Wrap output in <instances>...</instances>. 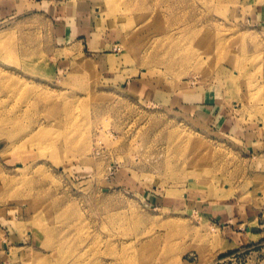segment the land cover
<instances>
[{
	"label": "rangeland",
	"instance_id": "rangeland-1",
	"mask_svg": "<svg viewBox=\"0 0 264 264\" xmlns=\"http://www.w3.org/2000/svg\"><path fill=\"white\" fill-rule=\"evenodd\" d=\"M168 1L0 0V264H264V0Z\"/></svg>",
	"mask_w": 264,
	"mask_h": 264
},
{
	"label": "crops",
	"instance_id": "crops-1",
	"mask_svg": "<svg viewBox=\"0 0 264 264\" xmlns=\"http://www.w3.org/2000/svg\"><path fill=\"white\" fill-rule=\"evenodd\" d=\"M76 34H79L77 27L64 28L62 39L70 40ZM210 205L208 209L212 211L214 220L217 221L220 239L225 244L226 251L236 249L241 251L248 244L253 246L255 239L261 237L260 224L249 212H243L241 208L235 206Z\"/></svg>",
	"mask_w": 264,
	"mask_h": 264
},
{
	"label": "bare ground",
	"instance_id": "bare-ground-1",
	"mask_svg": "<svg viewBox=\"0 0 264 264\" xmlns=\"http://www.w3.org/2000/svg\"><path fill=\"white\" fill-rule=\"evenodd\" d=\"M180 2L179 0H175V2ZM175 2H174V0L173 1H168L167 2V6H168V8H170V7H172V8H174V6H175ZM192 23V22H191ZM186 25H188V24H186ZM180 27V24L177 26V29ZM189 27V26H188ZM194 27V26H193ZM207 30H203L202 28H200V29H196V28H191L190 30H189V32H186V31H184V30H179L176 34H175V32L172 34V35H169L167 38H166V40H165V45H166V49H165V52H167V54L169 55V54H171V55H173L174 57L177 55V54H180L181 53V51H184V49H181V47H180V44H181V42L182 41H188V42H191V43H193V42H196V41H198V42H200V41H202V42H204V44L206 45V49H205V53L207 52L208 54H211V52H213L212 51V49L214 48V47H216V48H218V50H220L221 51V49H219V48H222L221 47V42H217V43H213L214 41H212L210 38H208V36H207ZM196 39V40H195ZM216 42V41H215ZM224 42H225V39H224ZM214 45H213V44ZM229 45V44H228ZM229 49V46L227 47V50ZM188 51H186L184 54H186ZM189 53V52H188ZM157 54H159V53H156L155 54V56L157 57ZM207 54V55H208ZM215 54V53H214ZM180 56V55H179ZM172 57V56H171ZM183 57H185V55H183ZM222 58V57H221ZM156 60H157V58H155ZM170 59V58H169ZM178 58H176V60H177ZM216 59V58H215ZM219 59H220V57H219ZM170 61H171V59H170ZM173 61H175V60H173ZM178 64H182V58H180V59H178ZM175 64V63H174ZM235 65H237V64H235ZM244 68V67H243ZM3 116V115H2ZM2 116H0L1 118H0V124H4V123H8V120H5L4 118H2ZM16 121V120H15ZM39 131V130H38ZM48 131V130H47ZM45 134L46 133V130H44V129H41V131H39V135H41L42 136V134ZM32 139V138H31ZM181 150V149H180ZM192 182L194 183V180L192 179ZM195 184V183H194ZM60 208H61V206H60ZM59 214V213H58ZM71 215H72V213H70ZM69 214V215H70ZM61 215V214H60ZM70 215V216H71ZM70 216H67L66 218H70ZM130 248H132L133 250H134V252H139V253H141V254H143V252H145V253H147V252H149V250L148 249H145V251H143V250H141V249H135V248H133V247H131L130 245L127 247V250H129ZM144 248H145V246H144ZM131 250V249H130ZM143 251V252H142ZM122 255V254H121ZM125 257L123 258L124 260H133V261H140V263L141 264H150L151 262L149 261H147V259L149 260V258H147V257H149V255H145V258L143 257V258H139V257H137L136 258V255L135 256H133V258H128V256H129V254H126V252H125V254H123ZM122 255V256H123Z\"/></svg>",
	"mask_w": 264,
	"mask_h": 264
}]
</instances>
